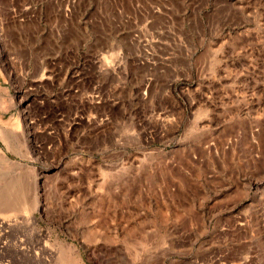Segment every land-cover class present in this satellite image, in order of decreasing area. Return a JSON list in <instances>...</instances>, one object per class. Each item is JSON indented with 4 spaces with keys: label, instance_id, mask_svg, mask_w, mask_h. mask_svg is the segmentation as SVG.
Instances as JSON below:
<instances>
[{
    "label": "rangeland",
    "instance_id": "rangeland-1",
    "mask_svg": "<svg viewBox=\"0 0 264 264\" xmlns=\"http://www.w3.org/2000/svg\"><path fill=\"white\" fill-rule=\"evenodd\" d=\"M0 203V264H264V0H0Z\"/></svg>",
    "mask_w": 264,
    "mask_h": 264
},
{
    "label": "bare ground",
    "instance_id": "bare-ground-1",
    "mask_svg": "<svg viewBox=\"0 0 264 264\" xmlns=\"http://www.w3.org/2000/svg\"><path fill=\"white\" fill-rule=\"evenodd\" d=\"M3 205H4V203H0V206H2L3 207ZM2 222V221H1ZM7 223V222H6ZM11 223V222H10ZM3 224V223H2ZM5 226V225H4ZM10 227V224L9 223H7V227L5 226V228H8V230H9V227ZM0 228H1V230H0V232L2 231V232H5V228L3 229V227L2 226H0ZM11 228V227H10Z\"/></svg>",
    "mask_w": 264,
    "mask_h": 264
}]
</instances>
